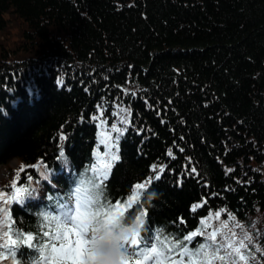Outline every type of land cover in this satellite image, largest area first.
Returning <instances> with one entry per match:
<instances>
[{"label":"trees","instance_id":"obj_1","mask_svg":"<svg viewBox=\"0 0 264 264\" xmlns=\"http://www.w3.org/2000/svg\"><path fill=\"white\" fill-rule=\"evenodd\" d=\"M116 145L102 199L126 200L164 168L125 212L147 213L143 236L174 243L199 230L185 242L194 250L217 229V243L247 234L241 251L257 264L264 0H0V167L16 161L0 181V207L17 240L8 245L19 249L15 264H34L38 253L24 238L47 241L54 225L44 217L65 213V195ZM14 181L32 193L22 204L9 199ZM6 239L0 231V244Z\"/></svg>","mask_w":264,"mask_h":264},{"label":"snow or ice","instance_id":"obj_2","mask_svg":"<svg viewBox=\"0 0 264 264\" xmlns=\"http://www.w3.org/2000/svg\"><path fill=\"white\" fill-rule=\"evenodd\" d=\"M122 111L127 112L128 110L122 109ZM123 122L126 123V121ZM112 131L122 134L121 129L116 127H113ZM60 139L63 140L65 137ZM115 149L114 153H111V149L103 154L98 153L99 159L90 168L93 173L92 177L82 180L73 190V202L69 205L70 211L44 217L46 223L54 225L50 231L43 233V237L48 238L46 242L37 246L31 243L33 240L31 235L24 238L22 243L27 244L29 248H34L38 253V259L34 264H88L89 234L92 221L101 216L106 221L126 218L125 212L131 207V203L139 199L141 194L139 190H144L146 185L151 184L153 180H159V173L164 172V168L160 167L159 173L155 177H149L145 182L135 184L131 196L126 200L117 199L113 202L106 197L102 199V185L109 178L113 162L120 159L118 145L115 146ZM168 154L172 155L171 151ZM59 156L63 158L65 156L64 151H61ZM103 157H108V159L105 160ZM46 169L47 165L45 164ZM152 170L156 171L155 165ZM21 171H23V166ZM191 171L195 172L196 169L193 168ZM19 175L18 172L17 177ZM28 179L31 180L32 177L29 176ZM12 188L14 192L9 199L16 200L18 204H22L25 197L32 195L28 188L17 187L15 181ZM4 195L3 192H0V198H3ZM3 203L7 204L8 199H4ZM195 207H198V205L194 206V210ZM0 213H4L5 217L3 221H0V231H3L4 236L7 238L5 244H0V248L6 249L5 252H0V259L11 256L13 264H15L19 249L8 247L9 244L13 246L17 244V240H13L9 235L11 225L8 224V221L11 218L3 207H0ZM146 215V212L140 211L138 214L130 213L126 218L134 217L137 224L140 225V231L133 233L131 240L124 245V250L128 256L124 264H143L144 261H150L151 264H213L215 260H219L223 264H239L241 261L247 264L249 257L241 251L247 249L248 245L251 244V237L247 234L239 240L238 244L235 239V232L232 233L231 238L224 237L226 242L217 243V235L220 232L217 229L206 235V239L210 243L201 244L193 250L185 242L191 243L194 236L204 235V233L197 230L174 243L168 240L167 237L161 239L160 235L149 239L142 235V230L150 231L145 226L144 218ZM215 215L219 218L220 213L217 212ZM224 226L227 227L226 224ZM17 239H19V236ZM245 241L248 243L246 244ZM222 252L223 254H221ZM20 264H22L21 261Z\"/></svg>","mask_w":264,"mask_h":264},{"label":"clouds","instance_id":"obj_3","mask_svg":"<svg viewBox=\"0 0 264 264\" xmlns=\"http://www.w3.org/2000/svg\"><path fill=\"white\" fill-rule=\"evenodd\" d=\"M81 181H77V186ZM140 231L135 218L106 221L102 216L90 225L88 264H124L128 259L124 250L133 233Z\"/></svg>","mask_w":264,"mask_h":264},{"label":"rangeland","instance_id":"obj_4","mask_svg":"<svg viewBox=\"0 0 264 264\" xmlns=\"http://www.w3.org/2000/svg\"><path fill=\"white\" fill-rule=\"evenodd\" d=\"M6 39L10 42L14 41L17 39L18 37V33H17V28L13 27V28H10L8 34L5 35ZM11 44V43H10ZM7 166H10V167H15L16 166V161H15V158H10L7 160V164L0 167V181L5 178L6 176V171H7ZM2 203L0 202V205ZM260 224L259 223H254L253 226L258 227ZM262 257H264V250H261L260 251V254L257 256L256 258V255L253 257L254 261L257 262V264H264L263 261H262ZM258 259V260H257Z\"/></svg>","mask_w":264,"mask_h":264}]
</instances>
